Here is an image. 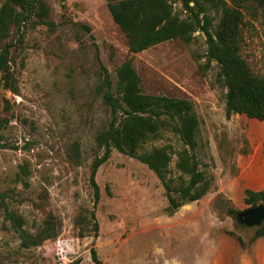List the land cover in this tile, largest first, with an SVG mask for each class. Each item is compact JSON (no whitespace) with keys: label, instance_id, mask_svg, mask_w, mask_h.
<instances>
[{"label":"rangeland","instance_id":"374dc122","mask_svg":"<svg viewBox=\"0 0 264 264\" xmlns=\"http://www.w3.org/2000/svg\"><path fill=\"white\" fill-rule=\"evenodd\" d=\"M168 1L179 18L188 14L181 0ZM30 3L0 41L8 44L12 74L9 84L0 78V264H95L92 247L102 264H242L256 226L240 223L237 213L250 207L246 190L264 187V120L226 116V88L216 62L207 59L205 34L196 30L188 44L170 39L131 53L106 0ZM209 14L215 26L219 12ZM241 32L242 58L264 77L259 8L243 9ZM129 58L143 93L187 98L197 114V157L213 185L172 213L164 211L155 173L114 148L95 174L94 203L90 169L103 154L95 137L110 118L104 70L116 94V68ZM162 145L170 146L169 175L177 178L175 151L183 144L165 131L143 149ZM4 206L23 216L28 232L51 218L59 234L22 246Z\"/></svg>","mask_w":264,"mask_h":264},{"label":"trees","instance_id":"16d2710c","mask_svg":"<svg viewBox=\"0 0 264 264\" xmlns=\"http://www.w3.org/2000/svg\"><path fill=\"white\" fill-rule=\"evenodd\" d=\"M36 1V0H34ZM188 14L179 18L174 14L168 0H106L107 9L113 21L125 34L131 53L142 51L160 42L179 39L190 43L196 30L206 36V56L218 67L217 78L226 88L225 114H244L249 118L264 120V77L252 72L240 54L243 40L241 24L243 9L259 8L264 18V0H181ZM192 2L193 5H189ZM31 6L30 0H4L0 7V41L8 38V26L18 16L25 15ZM22 9L17 11L18 9ZM211 9L219 12L214 26L209 14ZM29 11H27L28 13ZM8 44L0 47V78L9 84L12 74L8 64ZM117 93L111 91L108 72L104 70L105 90L102 98L108 107L110 118L106 126L96 135V143L103 154L95 156L90 169V183L93 187L94 203L99 199V187L95 181L98 167L108 159L112 149L137 158L146 164L160 180L167 200L164 208L172 213L181 205L198 200L213 185L212 174L200 168L197 157L198 118L193 102L187 98L146 94L141 91L131 59L123 61L116 68ZM173 133L183 147L176 150V167L181 172L177 178L169 175L171 160L170 146L143 145L156 139L163 132ZM5 194L0 193L4 201ZM243 201L250 205H264V187L246 190ZM234 213L235 210H229ZM92 224V234L98 231V223ZM4 218L18 235L21 245H37L45 239L54 238L60 228L55 220L45 219L41 227L30 233L24 228V218L4 206ZM232 235L231 231H227ZM80 235H86L80 233ZM264 235V220L255 227L250 242ZM237 240L241 244L240 237ZM91 260L102 264L95 248L90 249Z\"/></svg>","mask_w":264,"mask_h":264},{"label":"crops","instance_id":"0c3cea01","mask_svg":"<svg viewBox=\"0 0 264 264\" xmlns=\"http://www.w3.org/2000/svg\"><path fill=\"white\" fill-rule=\"evenodd\" d=\"M242 264H264V235L258 236L243 250Z\"/></svg>","mask_w":264,"mask_h":264},{"label":"water","instance_id":"95a60500","mask_svg":"<svg viewBox=\"0 0 264 264\" xmlns=\"http://www.w3.org/2000/svg\"><path fill=\"white\" fill-rule=\"evenodd\" d=\"M237 219L246 226H258L264 220V205L260 203L239 211Z\"/></svg>","mask_w":264,"mask_h":264}]
</instances>
